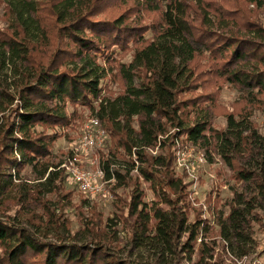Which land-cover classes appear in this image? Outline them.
I'll return each instance as SVG.
<instances>
[{
  "label": "trees",
  "instance_id": "1",
  "mask_svg": "<svg viewBox=\"0 0 264 264\" xmlns=\"http://www.w3.org/2000/svg\"><path fill=\"white\" fill-rule=\"evenodd\" d=\"M1 1L8 18L7 27H0V264H135L117 253L122 247L112 228L119 221L104 222L96 205L82 223L88 243L81 245L70 231L65 214L75 206L65 190L69 178L51 150L61 130L83 117L78 107L106 133L105 147L96 150L99 167L115 195H128L129 216L116 218L131 228L136 247L155 249L165 260L176 254L181 233L193 241L201 224L208 228L202 215L191 230L179 217L197 209L187 201L186 174L176 173L175 133L162 138L172 130L184 136L177 138L184 148L205 150L208 158L215 153L238 183L250 182L264 198V136L251 110L229 113L226 127L216 129L206 104L215 107L218 92L181 100L204 77L208 88L223 81L240 89L250 108L263 102L264 26L251 16L264 11V0ZM204 56L209 67L197 63ZM110 79L120 92L109 90ZM27 168L33 186L24 183ZM135 171L150 186V205ZM33 203L41 213L28 209ZM240 206L219 225L229 248L234 240L247 244L246 225L256 220ZM14 208L28 226L13 220ZM189 243L185 248L193 250ZM238 250L230 253L249 254Z\"/></svg>",
  "mask_w": 264,
  "mask_h": 264
},
{
  "label": "rangeland",
  "instance_id": "2",
  "mask_svg": "<svg viewBox=\"0 0 264 264\" xmlns=\"http://www.w3.org/2000/svg\"><path fill=\"white\" fill-rule=\"evenodd\" d=\"M252 7H248L250 10ZM249 11L246 10L245 13ZM7 14L5 11L4 4L0 0V27H7ZM251 20L258 23L259 26H264V11H259L254 17L251 16ZM131 60V53L125 57V61ZM199 66L209 67L210 60L208 56H204L197 61ZM205 78L202 77L198 83H202L200 88H197L194 93L182 96L181 100H187L188 98L206 99L207 95L212 92H218L215 99V107L211 106L210 103L206 104L213 109V115L211 116L212 126L216 129H224L226 127V118L229 113H234L236 116L243 107H246L247 111L252 112L251 120L255 123L261 135L264 136V98L263 102L257 104L254 108H250L249 104L243 100V92L230 85L221 81L218 84V88H208L203 83ZM106 84L112 93H118L121 91V86L118 81L113 79L107 80ZM69 114L73 113L72 106L67 109ZM81 119H74L70 126L61 130V137L53 144L52 154L55 164L62 163L67 165L71 159L77 158L87 169L95 171L99 167L98 157L96 150H84L81 146L82 134L86 131L92 118L91 113L85 108L78 107ZM210 112V111H209ZM134 127L137 128V122L135 119ZM42 129V128H40ZM175 133V134H174ZM175 135L176 140L175 154H176V173L177 175L186 174L187 181L191 183L189 187V195L187 201H191V208H196L188 211L187 213L181 212L180 218L185 219V226L191 230V225H197L198 218L203 217V220L207 219V225L201 224V230H198L199 235L197 240L190 239V233H181V240L177 243L178 249L176 254H167L165 260L159 258L158 252L155 249H149L147 247H136L134 242V233L131 228L126 224L121 223L117 220V216L122 215L128 217L129 209L125 202L128 201V195L124 190H118L116 197L114 191H112L113 185H107V198H87L77 190V187L71 181L67 170L64 168L66 175H68V182L66 180L65 190L66 192L72 193L71 202L75 206L74 210L69 209L66 218L70 221L71 233L76 234V241L81 245L87 244L89 239L86 235L81 232L82 223H86L89 219V209L92 206L97 207L99 214L104 222L109 219H113L114 222H118L117 226L113 227V230L117 231V237L119 239V245L122 247L120 251H117L122 259H128L135 264H264V198L257 193L253 185L248 182L238 183L234 176V171L215 153H212V157L208 158L205 150H199L192 146L184 148L180 139L184 136L179 134V131H171L163 139L169 138L171 135ZM179 138V141L177 140ZM151 155L156 156L159 151L158 147L149 151ZM62 165L59 169H62ZM24 177V183L30 186L37 183L33 181L31 170L27 168L22 173ZM135 177L139 178L142 189L143 198L148 205L154 201V196L150 191V186L147 184L141 175L135 171ZM54 204L56 200L53 197H48ZM87 199L88 203L83 204L82 202ZM238 202L242 203V208H247L249 213L254 212L252 217L256 219L250 222V225H246L245 235L248 237L247 244H241L237 240L232 243L231 248L228 247L224 241H222L220 232V223L228 222V215L233 206ZM248 203L247 204H245ZM59 205V204H58ZM58 205L54 206L56 214H60ZM84 207H83V206ZM78 206H81L79 210H76ZM239 207V208H240ZM240 208V209H242ZM28 209H32L41 213L40 206L36 203L31 204ZM201 209L202 213H199ZM18 208H14L11 212L13 220L20 226H28V222L20 217L16 211ZM248 215V214H247ZM81 217V219H80ZM251 217V214H250ZM87 219V220H86ZM113 225L114 223H110ZM189 231V230H188ZM44 237V236H40ZM49 240H54L50 238ZM190 242V243H189ZM189 243L193 246L191 250L185 245ZM204 244L205 254L204 257L198 253L199 246ZM249 251V254L242 257H234L230 253L233 248L235 252H238L239 248H244ZM112 248V247H111Z\"/></svg>",
  "mask_w": 264,
  "mask_h": 264
},
{
  "label": "built area",
  "instance_id": "3",
  "mask_svg": "<svg viewBox=\"0 0 264 264\" xmlns=\"http://www.w3.org/2000/svg\"><path fill=\"white\" fill-rule=\"evenodd\" d=\"M106 133L101 127L98 119L91 120L89 126L81 137V146L84 150H97L105 147ZM66 169L71 181L77 187V190L89 198L103 197L107 198V185L110 181L106 180L102 168L98 167L95 171L87 169L77 159H71L70 163L61 167Z\"/></svg>",
  "mask_w": 264,
  "mask_h": 264
}]
</instances>
